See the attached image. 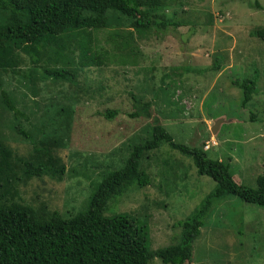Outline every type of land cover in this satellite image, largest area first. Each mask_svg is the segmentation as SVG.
Segmentation results:
<instances>
[{"label": "rangeland", "instance_id": "rangeland-1", "mask_svg": "<svg viewBox=\"0 0 264 264\" xmlns=\"http://www.w3.org/2000/svg\"><path fill=\"white\" fill-rule=\"evenodd\" d=\"M162 3L153 15L180 26L144 38L127 20L108 15L92 47L107 53L101 67L80 69L69 60L54 64L41 57L32 68L21 54L15 57V73L0 72L1 89L26 117L14 118L0 106V144L15 176L21 177V162L33 154L32 141H57L52 150L65 161L60 182L40 175L20 188L30 207L45 202L62 217L85 210L102 177L119 169L134 145L150 138L155 123L174 142L201 147L206 158L228 162L235 183L254 187L264 153V41L249 32L264 26V0ZM5 22L0 12V24ZM217 62L219 70L210 68ZM63 67L71 72L64 80L44 73ZM28 73L32 82L25 78ZM247 79L254 82V93L242 107L237 86ZM60 109L70 110L72 121L68 130L59 126L52 133ZM105 110L117 114L105 120L100 115ZM133 113L139 116L131 118ZM59 119L61 125L64 118ZM140 168L151 185L128 189L104 215L126 213L146 226L147 249L154 251L176 241L178 228L172 225L189 215L215 183L196 175L191 159L164 143L142 157ZM192 256L191 264H264V207L233 196L220 200L205 217ZM148 264L162 263L153 258Z\"/></svg>", "mask_w": 264, "mask_h": 264}, {"label": "trees", "instance_id": "trees-1", "mask_svg": "<svg viewBox=\"0 0 264 264\" xmlns=\"http://www.w3.org/2000/svg\"><path fill=\"white\" fill-rule=\"evenodd\" d=\"M163 6L162 0H0V12L6 17V22L0 24V72L15 73V57L21 54L28 58L32 68L41 57L54 64L69 60L80 69L101 67L107 53L103 49L96 52L92 47L96 44L94 34L107 27L109 14L127 20L129 27L144 38L148 32L180 26L177 21H162L153 15L154 10ZM254 6L259 8L256 3ZM249 33L264 41V26ZM104 41L115 43L110 39ZM219 66L217 62L210 68L219 70ZM44 73L47 78L63 80L71 75L64 67ZM25 78L33 80L29 73ZM237 87L242 94L240 104L244 107L254 93V82L247 79ZM0 106L14 118L26 119L1 89V81ZM43 113L45 117V111ZM116 114L115 110H105L100 115L111 120ZM55 115L57 119L51 132L59 126L68 130L73 116L70 110L60 109ZM59 117L64 118L61 125ZM14 131L32 141L21 129L14 127ZM150 133L148 140L132 147L119 169L102 177L87 208L66 217L49 211L45 202L38 204L36 209L30 207L23 199L26 192L20 190L34 176L49 175L59 182L62 180L65 161L52 150L57 141H32L33 154L21 162V177L13 173L9 153L0 144V264H148L153 258L162 264H191L193 241L198 238L205 217L216 203L233 196L244 204L264 207V153L261 173L250 188L233 181L228 162L206 158L201 147L174 142L156 123ZM162 143L190 158L196 175L208 177L215 187L189 215L172 225L178 228L176 241L152 251L147 249L146 226L136 225L126 213L105 216L104 212L128 189L151 185V177L140 168V160Z\"/></svg>", "mask_w": 264, "mask_h": 264}, {"label": "water", "instance_id": "water-1", "mask_svg": "<svg viewBox=\"0 0 264 264\" xmlns=\"http://www.w3.org/2000/svg\"><path fill=\"white\" fill-rule=\"evenodd\" d=\"M217 123L218 122H214L212 128H211V133H214L215 129H216V126H217Z\"/></svg>", "mask_w": 264, "mask_h": 264}, {"label": "built area", "instance_id": "built-area-1", "mask_svg": "<svg viewBox=\"0 0 264 264\" xmlns=\"http://www.w3.org/2000/svg\"><path fill=\"white\" fill-rule=\"evenodd\" d=\"M206 148V147H205Z\"/></svg>", "mask_w": 264, "mask_h": 264}]
</instances>
